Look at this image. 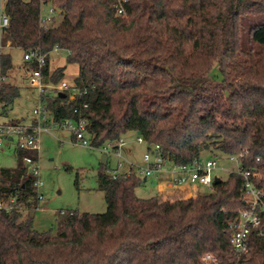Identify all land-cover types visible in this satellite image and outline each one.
Returning <instances> with one entry per match:
<instances>
[{
	"label": "trees",
	"instance_id": "16d2710c",
	"mask_svg": "<svg viewBox=\"0 0 264 264\" xmlns=\"http://www.w3.org/2000/svg\"><path fill=\"white\" fill-rule=\"evenodd\" d=\"M42 4L60 10L58 24H39ZM127 8L122 18L112 0H6L0 43L46 55L44 84L63 79L64 67L49 70V54L67 49L76 93L40 98L56 122L85 119L93 147L134 131L169 165L237 155L264 189V0H129ZM11 65L0 53L5 75ZM18 95L1 86L7 106ZM37 154L18 149L16 165L0 167V194L18 188L23 203L34 193L22 158ZM107 169L97 172L107 210L59 212L55 234L33 228L32 209L0 211V264H264V236L251 234L242 258L232 247L229 224L245 206L239 173L188 198H141L144 178L112 179ZM208 252L215 263L203 261Z\"/></svg>",
	"mask_w": 264,
	"mask_h": 264
},
{
	"label": "rangeland",
	"instance_id": "374dc122",
	"mask_svg": "<svg viewBox=\"0 0 264 264\" xmlns=\"http://www.w3.org/2000/svg\"><path fill=\"white\" fill-rule=\"evenodd\" d=\"M62 17L56 19V24ZM5 51L11 55V68L7 71V83L18 87L19 95L13 100L6 113L0 112L2 120H18L24 125H31L34 119L33 110L45 105V99L40 98V91L37 87L29 85L28 78L32 66L30 61L24 59V51L21 48L10 47ZM65 51H51L49 54V70L53 71L57 67H65L62 80L72 83L78 72L76 63L66 61ZM61 80V81H62ZM60 83V82H59ZM58 83V84H59ZM46 92L55 84H47ZM51 95V94H50ZM5 110V109H4ZM52 122L47 119L45 126H51ZM139 135L134 131H127L122 135L124 143L120 146V151L127 162H131L133 169L144 167L143 154L147 150V143L137 142ZM38 154L37 168L38 178L42 182L39 193L42 200L38 203V210H33L32 226L38 231L50 230L53 234L60 229L63 215L61 210L77 211L78 213H103L107 210L104 193L98 187L97 172L101 165L102 154L107 156V166H114L116 157L111 149L102 147L85 146L72 140L71 133L67 130L52 127L49 131H40L38 134ZM18 148L16 139H4L0 147V167H14L17 163ZM200 159L204 162L213 159L218 166L214 170V175L219 179H226L229 172L239 168V162L230 155L220 152L210 154L202 153ZM128 164L124 163L123 170ZM77 180V181H76ZM154 182L149 179L136 189V195L141 198H149L156 193ZM210 189L200 187L196 193L209 192ZM184 194L175 191L174 193L160 194L167 195ZM23 213L22 217H26Z\"/></svg>",
	"mask_w": 264,
	"mask_h": 264
},
{
	"label": "built area",
	"instance_id": "2783aa9c",
	"mask_svg": "<svg viewBox=\"0 0 264 264\" xmlns=\"http://www.w3.org/2000/svg\"><path fill=\"white\" fill-rule=\"evenodd\" d=\"M129 0H112L114 15L117 17L125 18L128 16V4ZM6 0H0V37L3 28L8 26V17L5 13ZM61 16L59 9L53 5L42 4L39 11V24L42 27H48L51 24L56 23L57 17ZM8 46V42L3 45L0 43V53ZM67 50V49H66ZM60 47L55 46L52 51H66ZM24 59L33 61L36 65L31 69L30 76L28 78L29 85L37 87L40 94L46 92L47 84L42 82L41 68L45 64L46 55L41 54L37 49L27 51L24 53ZM6 83V75L3 73L0 67V112L7 107L6 101L1 98V86ZM54 94L64 91H70L72 97L76 93L74 83H69L64 80L59 84H55L50 89ZM34 121L31 125H24L18 121H3L0 118V147L3 144L4 139H13L15 137L17 148L22 151H38V134L40 131H49L50 128H60L67 130L71 133L73 140L81 143L85 146L91 145V138L87 134V121L81 119L66 118L61 121H54L51 117L50 111L45 108V105H41L39 108L33 110ZM49 119L52 122L51 126H45V121ZM137 142H144L141 136L137 137ZM124 143L120 138L116 142L106 143L102 148L111 149L116 157V163L114 166L108 167L107 173L112 179L119 177L126 178L135 172L141 178L157 176L167 168L171 175L169 184L179 189L184 186L188 188L184 189V198L194 196L196 189L200 187L211 188L214 179L217 178L214 175V170L218 164L213 159H207L204 162L199 158L194 159L188 165L176 166L169 165L165 160L161 152V148L158 144L148 145L146 152L143 154L144 167H139L137 170L133 169V164L125 160L120 151V146ZM231 158L238 160L237 155H230ZM258 159V158H257ZM23 163L27 166V171L35 179L32 183L34 193L28 195L24 202L18 198L20 192L18 188H15L12 193L0 194V211L9 213L14 209H20L27 211L28 209L38 210V203L42 200V195L39 193V188L42 182L39 180L37 160H34L30 155H24L22 158ZM124 163L128 164L127 169L123 170ZM235 172L239 173L243 178V191H244V203L245 206L239 210L238 214L230 221L231 229V242L232 247L238 258H242L249 251V236L254 234L256 236H264V189L257 187L252 180V173L249 170H242L239 166ZM255 175V174H254ZM167 198V197H163ZM61 214H72L71 211L61 210ZM204 262H214L215 258L211 253H205L202 257Z\"/></svg>",
	"mask_w": 264,
	"mask_h": 264
},
{
	"label": "crops",
	"instance_id": "0c3cea01",
	"mask_svg": "<svg viewBox=\"0 0 264 264\" xmlns=\"http://www.w3.org/2000/svg\"><path fill=\"white\" fill-rule=\"evenodd\" d=\"M6 48H10L9 46H7V47H5L4 49H3V52H6L5 51V49ZM11 56V55H10ZM23 57H24V55H23ZM30 66H31V63H30ZM64 70H65V67H64ZM8 74V73H7ZM7 74H6V76H7ZM7 78V77H6ZM6 83H7V81H6ZM11 104H9L6 108H5V110H3L2 111V113L4 114V113H6V109L7 108H9V106H10ZM2 120V119H1ZM3 121H6V120H3ZM8 121H18V120H8ZM33 121H34V119L32 120V123H33ZM19 122V121H18ZM21 123V122H20ZM31 123V124H32ZM71 138H72V136H71ZM72 140H73V138H72ZM107 160V159H106ZM126 160V159H125ZM127 161V160H126ZM129 163H131V162H129ZM168 169L169 168H167L165 171H163L162 173H160L159 175H157V176H153V177H147V178H144V182L143 183H146L149 179H151L153 182H154V184H155V186H156V193H155V195L156 194H158V195H160V194H166V193H174L176 190L177 191H180V192H184V189H186V188H188L187 186H184V187H182V188H179V189H175V188H173L170 184H169V182H170V180H171V175H170V172L168 171ZM175 196H183V194L182 195H180V194H177V195H174V196H171V195H167L166 197H175Z\"/></svg>",
	"mask_w": 264,
	"mask_h": 264
},
{
	"label": "water",
	"instance_id": "95a60500",
	"mask_svg": "<svg viewBox=\"0 0 264 264\" xmlns=\"http://www.w3.org/2000/svg\"><path fill=\"white\" fill-rule=\"evenodd\" d=\"M60 96H64L61 92H59L58 93ZM107 156H106V154H102V156H101V160H100V163L102 164V165H105L106 163H107ZM220 181V179L219 178H215L214 179V183H218ZM33 214H34V212L33 211H31L30 212V216H33Z\"/></svg>",
	"mask_w": 264,
	"mask_h": 264
}]
</instances>
